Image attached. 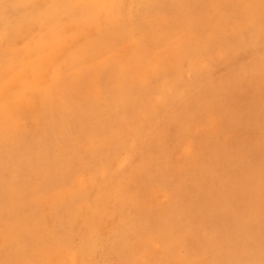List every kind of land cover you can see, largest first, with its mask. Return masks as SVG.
<instances>
[{"label":"rangeland","instance_id":"374dc122","mask_svg":"<svg viewBox=\"0 0 264 264\" xmlns=\"http://www.w3.org/2000/svg\"><path fill=\"white\" fill-rule=\"evenodd\" d=\"M157 1L0 0V264L264 259L262 0Z\"/></svg>","mask_w":264,"mask_h":264},{"label":"bare ground","instance_id":"6f19581e","mask_svg":"<svg viewBox=\"0 0 264 264\" xmlns=\"http://www.w3.org/2000/svg\"><path fill=\"white\" fill-rule=\"evenodd\" d=\"M14 1H16V0H14ZM26 1H27V0H26ZM117 1H118V0H116V2H117ZM158 1H159V0H158ZM158 1H157V2H158ZM8 2H9V1H8ZM22 2H24V1H22ZM47 2H48V1H47ZM165 2H166V1H165ZM184 2H186V1H184ZM5 3H6V2H5ZM5 3H4V4H5ZM10 3H11V2H10ZM15 3H16V2H15ZM28 3L30 4V1H29ZM34 3H35V2H34ZM40 3H41V2H40ZM249 3H250V2H249ZM251 3H252V2H251ZM251 3H250V4H251ZM162 4H164V3H162ZM162 4H161V5H162ZM172 4H173V3H172ZM182 4H183V3H182ZM257 4H258V3H257ZM12 5H13V4H12ZM33 5H34V4H33ZM116 5H117V4H116ZM248 5H249V4H248ZM1 6H2V5H1ZM26 6H27V5H26ZM39 6H40V5H39ZM80 6H81V5H80ZM158 6H159V5H158ZM3 7H4V6H3ZM30 7H31V6H30ZM114 7H115V6H114ZM179 7H180V6H179ZM246 7H247V6H245V8H246ZM256 7H257V6H256ZM16 8H17V7H16ZM43 8H44V6H43ZM10 9H11V8H10ZM13 9H14V7L12 8V10H13ZM31 9H32V8H31ZM155 9H156V8H155ZM161 9H162V8H161ZM180 9H181V8H180ZM249 9H250V7H249ZM253 9H254V8H253ZM17 10H18V9H17ZM22 10H23V9H22ZM27 10H28V9H27ZM44 10H45V9H44ZM125 10H126V9H125ZM171 10H172V9H171ZM255 10H257V9H255ZM40 11H42V10H40ZM71 11H72V10H71ZM126 11H127V10H126ZM155 11H156V10H155ZM181 11H182V9H181ZM183 11H184V10H183ZM253 11H254V10H253ZM27 12H28V11H27ZM38 12H39V11H38ZM153 12H154V11H153ZM250 12H251V11H250ZM34 13H35V12H34ZM41 13H42V12H41ZM41 13H40V16H41ZM149 13H150V12H149ZM243 13H244V12H243ZM246 13H248V12L246 11ZM155 14H156V13H155ZM181 14H183V13H181ZM195 14H196V13H195ZM15 15H16V14H15ZM15 15H14V16H15ZM38 15H39V14H38ZM42 15H43V13H42ZM153 15H154V14H153ZM214 15H215V13H214ZM103 16H104V15H103ZM145 16H146V15H145ZM150 16H151V14H150ZM156 16H157V15H156ZM160 16H161V15H160ZM173 16H174V15H173ZM262 16H263V15H262ZM110 17H111V16H110ZM214 17H215V16H214ZM214 17H212V19H213ZM222 17H223V16H222ZM244 17H245V16H244ZM140 18H141V17H140ZM161 18H162V17H161ZM223 18H224V17H223ZM225 18H226V17H225ZM242 18H243V17H242ZM259 18H260V17H259ZM25 19H26V18H25ZM101 19H102V18H101ZM226 19H227V18H226ZM231 19H232V18H231ZM8 20H10V19H8ZM13 20H14V19H13ZM17 20H19V19H17ZM17 20H15V21H17ZM44 20H45V19H44ZM165 20H166V19H165ZM229 20H230V19H229ZM3 21H4V20H3ZM39 21H40V20H39ZM223 21H224V20H223ZM232 21H233V20H232ZM245 21H246V20H245ZM18 22H19V21H18ZM20 22H21V21H20ZM20 22H19V23H20ZM63 22H64V21H63ZM65 22H66V21H65ZM177 22H178V21H177ZM214 22H215V21H214ZM216 22H218V21H216ZM224 22H225V21H224ZM2 23H3V22H2ZM2 23H1V24H2ZM4 23H5V22H4ZM59 23H60V22H59ZM61 23H62V22H61ZM61 23H60V24H61ZM139 23H140V22H139ZM209 23H210V22H209ZM226 23H228V22H226ZM13 24H14V23H13ZM64 24H66V23H64ZM141 24H142V23H141ZM228 24H229V23H228ZM39 25H40V24H39ZM135 25H136V24H135ZM142 25H143V24H142ZM16 26H17V25H16ZM34 26H35V25H34ZM223 26H224V25H223ZM228 26H229V25H228ZM228 26H227V27H228ZM8 27H9V26H8ZM17 27H18V26H17ZM37 27H38V26H37ZM37 27H36V28H37ZM59 27H60V26H59ZM59 27H58V28H59ZM66 27H67V26H66ZM146 27H147V26H146ZM227 27H226V28H227ZM239 27H240V26H239ZM1 28H2V27L0 26V29H1ZM215 28H216V27H215ZM218 28H219V27H218ZM221 28H222V27H221ZM223 28H224V27H223ZM233 28H234V26H233ZM29 29H30V28H29ZM64 29L66 30V28H64ZM141 29H142V28H141ZM2 30H3V29H2ZM59 30H60V29H59ZM223 30H224V29H223ZM223 30H222V31H223ZM227 30H228V29H227ZM227 30H226V32H227ZM240 30H242V28H241ZM244 30H245V29H244ZM23 31H24V30H23ZM28 31H29V30H28ZM52 31H53V30H52ZM61 31H62V30H61ZM70 31H72V30H70ZM148 31L150 32V30H148ZM18 32H19V31H18ZM24 32H26V31H24ZM42 32H43V31H42ZM68 32H69V31H68ZM73 32H74V31H73ZM139 32H140V31H139ZM139 32H138V33H139ZM141 32H142V30H141ZM220 32H221V31H220ZM226 32H225V33H226ZM235 32H236V31H235ZM245 32H247V31H245ZM249 32H250V31H249ZM56 33H57V32H56ZM69 33H70V32H69ZM131 33H132V32H131ZM145 33H146V32H145ZM223 33H224V32H223ZM223 33H222V35H224ZM236 33H237V32H236ZM73 34H74V33H73ZM214 34H215V33H214ZM226 34H227V33H226ZM229 34H230V33H229ZM232 34H234V33L232 32ZM240 34H241V33H240ZM65 35L67 36V34H65ZM76 35H77V34H76ZM146 35H148V34H146ZM39 36H40V34H39ZM69 36H70V35H69ZM136 36H137V35H136ZM216 36H217V35H216ZM230 36H231V35H230ZM240 36H241V35H240ZM261 36H262V35H261ZM70 37H72V36H70ZM73 37H74V36H73ZM134 37H135V36H134ZM225 37H226V35H225ZM231 37H232V36H231ZM35 38H36V37H35ZM35 38H34V39H35ZM39 38H40V37H39ZM46 38H47V37H46ZM62 38H63V37H62ZM66 38H67V37H66ZM68 38H69V37H68ZM74 38H75V37H74ZM78 38H79V37H78ZM215 38H216V37H215ZM228 38H229V37H228ZM36 39H37V38H36ZM44 39H45V38H44ZM44 39H43V40H44ZM72 39H73V38H72ZM141 39H142V38H141ZM217 39H218V38H217ZM62 40H63V39H62ZM33 41H35V40H33ZM220 41H221V40H220ZM54 42H55V41H54ZM64 42H66V39H65ZM213 42H214V41H213ZM18 43H19V42H18ZM36 43H37V42H36ZM39 43H40V41H39ZM219 43H220V42H219ZM32 44H33V43H32ZM109 44H111V43H109ZM216 44H217V43H216ZM63 45H64V44H63ZM68 45H70V44H68ZM118 45H119V44H118ZM207 46H209V45H207ZM76 47H77V46H76ZM106 47H107V46H106ZM217 47H218V45H217ZM252 47H253V46H252ZM62 48H64V47H62ZM73 48H74V47H73ZM205 48H206V47H205ZM223 48H225V47H223ZM229 48H230V47H229ZM128 49H129V48H128ZM208 49H209V48H208ZM211 49H212V48H211ZM215 49H216V48H215ZM258 49H259V48H258ZM2 50H3V44H2V40L0 39V56H2ZM106 50H107V49H106ZM46 51H47V50H46ZM57 51H58V50H57ZM57 51H56V52H57ZM210 51H212V50H210ZM228 51H229V50H228ZM228 51H227V52H228ZM212 52H213V51H212ZM209 53H210V52H209ZM57 55H58V53H57ZM208 55H209V54H208ZM212 55H214V54H212ZM217 55H218V54H217ZM217 55H216V56H217ZM104 56H105V55H104ZM127 56H128V55H127ZM131 57H132V56H131ZM82 59H83V58H82ZM223 59H224V57H223ZM18 60H19V59H18ZM18 60H17V61H18ZM56 60H57V58H56ZM208 60H209V58H208ZM221 60H222V59H221ZM24 61H25V60H24ZM124 61H125V60H124ZM54 62H56V61H54ZM127 62H128V61H127ZM206 62H207V61H206ZM49 63H50V62H49ZM197 63H198V62H197ZM197 63H196V64H197ZM211 63H212V61H211ZM209 64H210V63H209ZM215 64H216V63H215ZM198 65H199V63H198ZM205 66L207 67L206 64H205ZM214 66H215V65H214ZM210 68H211V67H210ZM130 69H131V68H130ZM208 69H209V68H208ZM208 69H207V70H208ZM50 70H51V68H50ZM202 70L204 71V69H202ZM177 72H178V70H177ZM193 72H194V71H193ZM201 72H202V71H201ZM181 74H182V72H181ZM195 74H196V73H195ZM202 74H203V73H202ZM210 74H211V73H210ZM10 75H11V74H10ZM203 75H204V74H203ZM211 75H212V74H211ZM219 75H220V74H219ZM206 76H207V75H206ZM48 77H49V76H48ZM181 77H182V75H181ZM24 79H25V78H24ZM205 79H206V78H205ZM183 80H184V79H183ZM182 82H183V81H182ZM202 82H203V81H202ZM184 83H185V82H184ZM15 85H16V84H15ZM177 86H178V85H177ZM234 86H235V85H234ZM24 87H25V86H24ZM241 87H242V86H241ZM185 88H186V87H185ZM237 88H238V87H237ZM162 90H163V89H162ZM169 91H170V89H169ZM223 91H224V90H223ZM181 92H182V91H181ZM223 93H224V92H223ZM6 94H7V93H6ZM179 94H180V93H179ZM179 94H177V95H179ZM225 94H226V93H225ZM174 95H175V94H174ZM229 95H230V94H229ZM171 96H172V95H171ZM223 96H224V95H223ZM227 97H228V96H227ZM130 100H131V99H130ZM174 100H175V99H174ZM118 101H119V100H118ZM50 103H51V102H50ZM170 104H171V103H170ZM62 108H63V107H62ZM243 111H244V110H243ZM15 113H16V112H15ZM94 121H95V120H94ZM53 124H54V123H53ZM53 124H52V125H53ZM67 124L69 125V123H66L65 125L68 126ZM133 124H134V123H133ZM44 134H45V132H44ZM104 134H105V133H104ZM42 136H43V135H42ZM94 136H95V135H94ZM97 137H98V136H97ZM226 138H227V137H226ZM228 141H229V140H228ZM31 143H33V142H31ZM36 144H37V143H36ZM79 144H80V143H79ZM37 145H38V144H37ZM37 145H35L34 147L36 148ZM236 145H237V144H236ZM26 146H27V145H26ZM31 146H32V145H31ZM76 146H77V145H76ZM27 147H29V146H27ZM37 149H38V148H37ZM89 149H90V148H89ZM239 149H240V148H239ZM231 150H232V149H231ZM241 151H242V150H241ZM26 153H27V150H26ZM74 155H75V154H74ZM239 156H240V155H239ZM219 157H220V156H219ZM233 157H234V156H233ZM242 157H243V156H242ZM247 157H248V156H247ZM247 157H246V158H247ZM217 158H218V157H217ZM253 158H254V157H253ZM237 159H238V158H237ZM226 160H228V158H226ZM232 160H233V159H232ZM238 160H239V159H238ZM229 161H230V159H229ZM259 161H261V160H259ZM259 161H258V162H259ZM250 162H251V160H250ZM222 163H223V162H222ZM226 163H228V162H226ZM229 164H230V162H229ZM234 164L236 165V163H234ZM234 164H233V165H234ZM235 165H234V166H235ZM242 165H243V164H242ZM223 168H224V167H223ZM240 169H241V168H240ZM222 170H223V169H222ZM234 170H235V168H234ZM247 170H248V169H247ZM247 170H246V171H247ZM257 170H258V169H257ZM225 171H227V170H225ZM241 171H243V170H241ZM251 171H252V170H251ZM232 172H233V171H232ZM253 172H254V171H253ZM230 174H231V172H230ZM233 174H234V173H233ZM249 174H250V173H249ZM234 175H235V174H234ZM241 175H243V174H241ZM256 175H257V174H256ZM259 175H260V173H259ZM239 176H240V175H239ZM249 176H250V175H249ZM234 177H235V176H234ZM234 177H233V178H234ZM236 177H237V175H236ZM262 177H263V176H262ZM254 178H255V177H254ZM254 178H253V180H254ZM237 180H238V179H237ZM258 180H259V179H258ZM255 182H256V181H255ZM258 182H259V181H258ZM229 183H230V182H229ZM235 183H236V182H235ZM262 183H263V182H262ZM252 184H253V183H252ZM263 184H264V183H263ZM262 188H263V187H262ZM261 190H262V189H261ZM255 191H256V190H255ZM255 193H256V192H255ZM260 193H261V192H260ZM180 197H181V196H180ZM257 197H258V196H257ZM258 198H259V197H258ZM261 200H262V199H261ZM261 200H260V201H261ZM252 201H253V200H252ZM258 208H259V207H257V209H258Z\"/></svg>","mask_w":264,"mask_h":264},{"label":"snow or ice","instance_id":"6c2138e0","mask_svg":"<svg viewBox=\"0 0 264 264\" xmlns=\"http://www.w3.org/2000/svg\"><path fill=\"white\" fill-rule=\"evenodd\" d=\"M262 6H264V0H262ZM241 264H252V262H241ZM260 264H264V259L260 261Z\"/></svg>","mask_w":264,"mask_h":264}]
</instances>
